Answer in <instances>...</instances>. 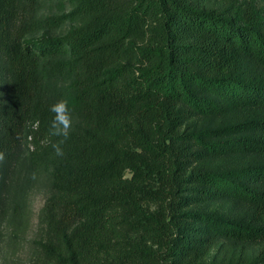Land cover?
<instances>
[{
    "label": "trees",
    "instance_id": "trees-1",
    "mask_svg": "<svg viewBox=\"0 0 264 264\" xmlns=\"http://www.w3.org/2000/svg\"><path fill=\"white\" fill-rule=\"evenodd\" d=\"M20 162L49 173L50 264H205L219 240L264 264V11L0 0V207Z\"/></svg>",
    "mask_w": 264,
    "mask_h": 264
},
{
    "label": "rangeland",
    "instance_id": "rangeland-1",
    "mask_svg": "<svg viewBox=\"0 0 264 264\" xmlns=\"http://www.w3.org/2000/svg\"><path fill=\"white\" fill-rule=\"evenodd\" d=\"M256 3L264 11V0ZM8 190L0 207V264H50L40 251L45 233L42 208L52 193L49 173L30 172L20 162ZM217 244L205 264L237 260L240 256L252 258L257 253L252 246L234 247L226 240Z\"/></svg>",
    "mask_w": 264,
    "mask_h": 264
},
{
    "label": "clouds",
    "instance_id": "clouds-1",
    "mask_svg": "<svg viewBox=\"0 0 264 264\" xmlns=\"http://www.w3.org/2000/svg\"><path fill=\"white\" fill-rule=\"evenodd\" d=\"M50 111L55 113L49 129L51 135H62L67 137L72 122L68 102L65 99H61L57 103L51 105ZM53 148L57 156L63 155V148L59 144H54Z\"/></svg>",
    "mask_w": 264,
    "mask_h": 264
}]
</instances>
